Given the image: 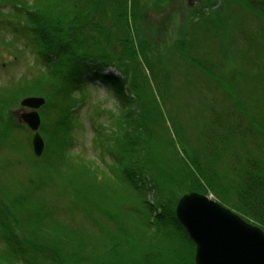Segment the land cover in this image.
<instances>
[{"label":"trees","instance_id":"16d2710c","mask_svg":"<svg viewBox=\"0 0 264 264\" xmlns=\"http://www.w3.org/2000/svg\"><path fill=\"white\" fill-rule=\"evenodd\" d=\"M108 1L116 3L115 7L110 11L111 7L105 8L101 20L92 26L90 22L82 25L81 20L85 17L86 21L98 0H0V29H7L11 35L6 40L2 39V43L14 52L15 59L21 58L16 55L20 50L23 56L32 54L34 65L41 67L37 68L35 76H22L17 82L0 86V95L4 98L11 96L15 100L29 96L45 99L39 108V130L45 136L44 157L47 151H52L53 161L57 165H66L64 177H69L72 183L67 186H73L72 204L66 207L67 212L76 210L73 213H79L92 226L90 232H80L77 225L64 220V213L58 212L65 211V208H50L48 205L46 213L44 208L28 205L25 201L31 199L25 195H17L20 185L13 182L12 189L8 186L1 189L3 185L0 182V245L4 246L0 250V264H195V245L175 214L176 197L182 191L212 193L218 202L228 205L241 217H249L254 222L252 224L264 232V149L258 142L259 136L264 135V115L256 114L257 109L264 113V90L261 88L263 93L259 97L252 91L251 97L254 94V98L250 99V94H245L242 99L251 102L249 111L245 112L242 106L227 100L228 84L226 74L223 75L219 83L224 84V88L226 85V90L211 98L210 103L206 95L205 100L198 101L203 104L202 123L188 118L196 124L193 126L195 136L186 137L188 135L184 136L176 127L177 137H172L169 127H175L174 121L180 118L186 122L182 116L188 111V105H176L168 118L164 117L153 94L151 99L144 96L146 92L152 93L145 74L149 63L146 62L143 67L137 60L132 44L138 42L133 40L126 22V17L129 18L127 8L135 0ZM242 1L247 10L264 18V0ZM99 4L104 3L99 0ZM114 18L118 21L115 22ZM202 28L198 24L195 31ZM204 29L209 31L206 26ZM109 32L124 35L125 38L120 39L123 43L121 53L124 58H130V64L122 63L124 59H119L118 54L110 57V49L106 48L107 52L105 48L101 49L98 42L108 38ZM26 36L29 37L28 45L24 42L22 48L17 43ZM210 38L205 37L202 42L205 49ZM238 42L240 45L246 43ZM191 48L196 51L198 46L192 45ZM206 50L209 51L208 48ZM239 56H249L241 61L243 67L251 69L258 61L264 67V54L259 49L250 55L243 52ZM227 61L230 65L226 67L231 68L233 73L240 70L232 60ZM110 64L126 75L131 74L126 80L131 96L124 93V79L102 72V68ZM94 68L98 70L97 76L103 74L106 86L119 100L118 113L108 112L109 119L113 116L114 120L107 126L102 125V120L97 123V117H92L90 121L95 131L94 144L101 150L97 157L106 168L95 167L92 160L79 164L77 158L80 154L66 155L71 153L68 144L74 140L72 127L76 122L78 124L76 108L88 102L89 89L95 83L89 76ZM256 74L259 76V73ZM193 79L195 77H189V86L194 87ZM141 85L143 91L140 93ZM209 89L208 92H211L213 88ZM135 96L138 101H135ZM9 100H0V107L2 102L5 104ZM219 133L224 134L219 136ZM3 134L7 136L8 130L4 128ZM137 135H140L139 143ZM234 136L241 140L237 142L238 148L230 145ZM223 142L228 144L227 151ZM252 147L254 152L249 150ZM190 148H194L196 154L188 159L186 150ZM105 152L110 155L109 162ZM241 152L244 153L241 155ZM139 160L143 164L141 168ZM104 169L108 171L107 176ZM94 173L96 177L103 178L97 188ZM105 178L119 185L125 184V191L107 183ZM141 182L145 189L148 185L155 190L157 201L152 204L145 201L138 192ZM74 196L77 200H73ZM120 196V201L124 203L122 209L118 208L123 212L122 220L117 219L118 214L108 210V204L116 202L115 198ZM3 204L12 215L15 205L23 204L24 208L32 206L27 220H23L22 212L23 216L21 219L18 217V221L25 229L30 224L46 223L45 228H40L43 231L41 237L36 236L37 228L34 226V233L29 237H17L11 214L1 209ZM153 213H157L154 220L150 217ZM107 218L110 222L105 223L109 224V228L103 226ZM88 236L94 238L90 240ZM45 239L48 248L43 244ZM25 241L28 250L22 251L19 245L22 246Z\"/></svg>","mask_w":264,"mask_h":264},{"label":"rangeland","instance_id":"374dc122","mask_svg":"<svg viewBox=\"0 0 264 264\" xmlns=\"http://www.w3.org/2000/svg\"><path fill=\"white\" fill-rule=\"evenodd\" d=\"M102 1L104 3L103 5H100L98 0L96 5L92 7V12H90V16L86 21L85 17L82 18V25H86L90 22V24L94 26V22L101 20L105 8L107 10L111 7L108 10L110 11L115 7L116 3L112 1ZM126 14L129 16V18L126 17L128 30L132 32L133 40L138 42L132 44L137 60H139L140 65L142 64L143 67L146 62L149 63L147 68L152 71L151 72L149 69L145 71L152 93L146 92L144 96L147 99H151L153 94L160 105L164 117L168 118L175 111L176 105H188V111L182 116L187 123L181 118L174 121L175 127H169V132L172 137H177L175 132L176 127L178 130H181L184 136L188 135L186 137L193 138L195 136L196 132L193 126L196 124H192L188 118H191L198 124L202 123L204 113L203 104L198 103V101L202 99L205 100V98L208 97L206 100L210 103L211 98H215L219 94H222L223 90H226V85L224 88L222 86L224 84L219 83V81L225 74L228 84L227 100L231 104L237 103L239 106H242L243 111L247 112L251 107V102H245V100L242 99L246 97V93L250 94V96H248L249 99L252 91L255 95L258 94V97L262 95L263 92L261 88L264 90V81H262L264 75V73L262 74L263 65L261 66L260 61L257 60L258 64H256V67H253V65L251 69L243 67L240 65L241 61L249 56H239V54L244 52L246 55H250V53L258 52V49L264 54V18L247 10L242 0H135L133 1V5L131 4V6L127 8ZM201 16L203 18H201ZM114 21L117 22L118 20L114 18ZM198 24L202 25L203 28L196 32L195 29ZM205 26L209 30L208 32L205 31ZM185 33L187 34L185 35ZM108 34V38L106 37L98 42L101 44V49H110V57L114 54H118L119 59H124L122 63L130 64V58H124V55L121 53L123 43L120 39L125 38L124 35L122 33L112 34L110 32ZM10 36L7 29H0V86L17 82V79L22 76H35L37 74V68H41L36 64L34 65L32 54L23 56V52L21 54L19 50L16 55L21 56V58L15 59L13 57L14 52H11L9 48L2 43V39L6 40L5 38H9ZM208 36L211 37L206 41L209 51L206 50L207 48H204L202 43L205 37ZM28 38V36L24 39L21 38L20 40H22V42L17 44L23 48L24 42H27L28 45ZM195 38L196 41H194ZM29 41L31 40L29 39ZM238 41L246 43L240 45ZM193 43L198 46L196 51H193V48H191L192 45L195 46ZM12 57L13 60L11 59ZM7 59L9 61H7ZM96 59L100 60L99 57ZM227 59L232 60L240 70L233 73L231 68L226 67L230 65ZM3 61H6V63H2ZM102 72L104 74L112 73L119 77L120 80L124 79V93L131 96L129 83H126V80L131 77V74H127V76L125 72L120 71L119 68L112 64L102 68ZM256 73H259V76H257ZM97 75L98 70L96 68L89 74L90 78H92L95 83L89 89L88 102L82 104V107L80 105L79 108H76V111H78V124L76 122L75 126L72 127L74 140H71L68 144L71 153L66 154V151H64V153L70 157L80 154L81 156L77 158L79 164L84 161L92 160L95 167L101 166L102 168H106L100 163V159L97 157L101 150L99 151L97 144H94L95 131L92 130L90 121L92 117H97V123H101L100 120H102V125L107 126L108 122L114 120L113 116L109 119L110 115L108 112L118 113L119 100L112 94L111 88L106 86V83L102 79L103 74H100V76ZM190 76L195 77V79H193L194 87L193 85L189 86L188 81ZM210 87L213 89L211 92H208ZM142 91L141 85L140 93ZM136 94L141 98L138 91ZM254 94L251 98H254ZM75 95H77V93H75ZM23 98L21 97L15 100L11 96L4 98L0 95V100L10 99L5 104L2 102V107H0V116L2 120V122L0 120V182L3 185L1 189L5 188V186L12 189L14 182L16 185H20L17 195L21 193L31 199H26L25 202L28 205L44 208L46 213H48L46 210L48 205L50 208L55 206L65 208V211H58L64 213L62 215L64 220H68L72 224L77 225V229L80 232H90L92 226L90 227V224L84 220L82 216L80 217L79 213H73L76 210L72 209L69 210L70 212H67L66 207L72 204L70 197L72 196L71 192L73 186H67L68 184L72 185V183L68 180L69 177H64L67 171L66 165H57L51 158L53 156L52 151H50V153L47 151L45 157L44 149L40 156H36L33 153L30 145L33 132L27 125L22 124L19 117H17L18 114L22 112L20 101ZM134 98L135 101H138L137 96ZM141 101L143 102V97ZM135 113H137V111ZM256 114L260 116L264 115V113L260 112V109L256 110ZM4 128L6 131L8 130L7 136L3 134ZM47 128H49V126ZM226 132L227 131H224V133ZM224 133H219V136ZM40 135L45 139L42 132H40ZM139 138L140 135H137V143L140 141H138ZM231 141H234L230 144L231 146L235 148L240 147L237 142L241 140L236 139L234 136ZM258 142L260 143V147L264 149V135L259 136ZM192 143L193 142H191V144ZM224 147H226L225 150L228 149V144H225ZM52 149L54 150V148ZM249 150L252 152L255 151L254 147ZM232 151L234 152V150ZM257 151L258 149L256 147V153ZM48 153L50 157L47 156ZM242 153L244 152H241V155ZM195 154L196 151L194 148L186 150V157L188 156V159L195 157ZM105 155L109 162L110 155L107 152H105ZM139 161L140 163L138 164L141 168L143 164L141 160ZM106 173H108V171L104 169V174L107 176ZM141 177L146 179L143 175H141ZM102 179L103 178L96 177L94 173L95 188L98 187V182ZM105 179H107V183H112V186L117 185L121 188L122 192L125 191V184L119 185L112 179ZM146 187L145 189L141 182L138 192L144 196L145 201L152 204L154 201H157V193L155 190L150 189L148 185H146ZM4 192L5 191L2 192V195ZM187 192L188 191H182L178 193L175 208L180 199L184 195L189 194ZM198 194L205 195L223 208L236 214L234 209L222 202H218L212 193ZM115 199L116 202L108 204V210L109 212L111 211L112 213L118 214L116 216L117 219L122 220L124 218L123 212L118 208L122 209L124 203L120 201L121 196ZM73 200H77V198L74 196ZM15 206L14 215L8 211L5 204H3V207L1 206V209L3 212L12 215H10V218L11 221H14L15 227L17 228V237L23 238L25 235L29 237L34 233V226L37 228V232H35L36 236L40 238L43 234L40 228H45L44 226H46V223L40 222L41 225L30 224L29 227L25 229L24 226H22L23 223L18 221V217L21 219L24 214L23 220L26 221L32 206H27L26 208H24L25 205L23 204ZM123 211L126 212V210ZM147 214H149V212H147ZM147 214H145V218H147ZM156 214L157 213H153L150 217L153 219ZM3 215L5 216V214ZM236 215H238V213ZM47 216L48 215L45 216L46 219ZM238 216L248 223H254L252 220L248 219L249 217L247 216ZM99 217L100 216H98V218ZM108 219L109 218L103 222V226L106 228H109L108 223L110 220ZM88 237L90 240L94 238L92 236ZM46 242L47 240L45 239L43 244L45 245ZM19 246L22 248V251L28 250V243L26 241L22 246ZM3 248L4 246L0 245V250Z\"/></svg>","mask_w":264,"mask_h":264},{"label":"water","instance_id":"95a60500","mask_svg":"<svg viewBox=\"0 0 264 264\" xmlns=\"http://www.w3.org/2000/svg\"><path fill=\"white\" fill-rule=\"evenodd\" d=\"M42 97L30 96L20 101V122L33 131L32 150L40 156L44 140L38 132V108ZM178 222L195 245V264H264V232L242 220L208 197L198 193L184 195L175 208Z\"/></svg>","mask_w":264,"mask_h":264},{"label":"bare ground","instance_id":"6f19581e","mask_svg":"<svg viewBox=\"0 0 264 264\" xmlns=\"http://www.w3.org/2000/svg\"><path fill=\"white\" fill-rule=\"evenodd\" d=\"M211 88V87H210Z\"/></svg>","mask_w":264,"mask_h":264}]
</instances>
